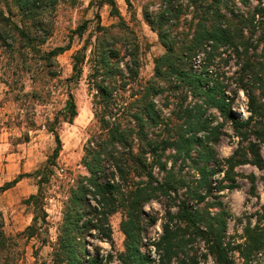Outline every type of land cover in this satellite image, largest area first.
Returning a JSON list of instances; mask_svg holds the SVG:
<instances>
[{
    "label": "trees",
    "instance_id": "obj_1",
    "mask_svg": "<svg viewBox=\"0 0 264 264\" xmlns=\"http://www.w3.org/2000/svg\"><path fill=\"white\" fill-rule=\"evenodd\" d=\"M163 1V10L153 15L144 13L148 26L164 49V53L154 61L152 80L144 84L139 79V45L131 37L124 44L128 50L126 53L121 54L111 38L101 40L96 48L97 54L89 59L92 68L87 81L93 97L94 118L101 134L92 137L84 148L81 164L87 175L77 182L70 194L54 264H108L98 249H95V256L89 255L84 241L78 242V238L83 240L90 230H97L103 236L102 241L112 244L109 218L119 209H124L126 215L122 222L124 252L118 257L121 264H149L150 257L141 251L142 218L146 216L144 207L152 202L161 203L164 199L169 202L173 195L178 200L174 205L177 211L172 212V207L167 206L162 234L151 243L158 255L157 264H198L195 256L196 246L201 248L200 244H204L206 256L212 257L215 264H237L235 252L242 264H260L258 256L264 251L263 226L247 225L244 243L231 246L226 243L227 223L223 213L211 217L210 210L214 205L206 204L202 209L201 206L214 196L212 177L222 168L227 169L224 181H233L234 170L242 165L250 164L260 170L264 168L261 153L264 148V62H252L249 54L251 40L257 33L264 37V0H212V3L210 0H185L186 4L179 5L176 11L172 2L177 3L178 0ZM236 1L246 11L229 17L224 10L229 3ZM52 2L54 4L57 0ZM126 4L131 8V0H126ZM5 5L8 6L9 17L5 15ZM10 5L14 6L16 13ZM42 5L43 0H0V41L9 34L18 33L26 48H32L34 43H45L46 31L42 38L33 36L30 28L21 30L15 26L13 29L14 25L10 24L11 17L20 16V13L23 22L35 17ZM104 5L111 8L113 17L121 18L115 0L101 1V6ZM187 14H193L188 31L191 34L179 33V36L175 32L180 26V16ZM98 27L100 31L105 30ZM86 29L87 23L77 32L82 34ZM246 32H249V37ZM207 48L213 52L221 48L231 49L245 61L237 79V88L246 98V120L241 121L233 112L232 105H238V101L229 87L218 80H206L208 73L205 70L193 69L192 61L202 50L207 53ZM67 50L55 49L51 55L56 57ZM82 52L83 55L78 53L74 56L73 76L68 80L70 84H77L82 77L87 48L84 47ZM170 82L171 85L175 82L177 90L185 88L196 100L194 105H180L174 113L177 124L172 129L168 128L155 103V98L164 92L163 83ZM128 87L131 88L128 97L134 100L119 107L117 103L123 99L119 92ZM210 110L216 111L223 123L213 125L216 117L207 116ZM78 115L75 98L69 93L63 112L47 126L56 147L44 170L20 174L0 187V194L14 188L23 179L36 177L39 179L38 194L32 195L28 203L33 204L36 210L42 208L39 200L44 198L43 184L48 182L63 150L59 130L63 124L73 125ZM228 123L237 139V149L231 157L221 161L216 147L225 136L223 128ZM163 125L169 134L171 130L173 133L159 140L162 135L156 129L160 131ZM169 150L175 151L184 161L188 160L199 179L190 184L177 178L174 170H167L164 157ZM155 168L164 173L162 180L156 177ZM131 175L139 181H132ZM251 180L254 181V177ZM131 183L132 190L122 193ZM225 188L220 182L217 191ZM180 190L183 191L182 200L178 195ZM120 195L122 199L119 200ZM88 196H92L96 205H91ZM218 206L221 207L219 203ZM85 215L90 218L84 220ZM38 220L39 214L34 215V226L27 228L29 238L34 237ZM3 229L4 219L0 213V264H9L6 253L12 244ZM111 259L109 257L108 260Z\"/></svg>",
    "mask_w": 264,
    "mask_h": 264
},
{
    "label": "rangeland",
    "instance_id": "obj_2",
    "mask_svg": "<svg viewBox=\"0 0 264 264\" xmlns=\"http://www.w3.org/2000/svg\"><path fill=\"white\" fill-rule=\"evenodd\" d=\"M101 1L106 0H57L54 4L52 0H43V5L35 17L23 22L21 13L20 16L17 13L18 16L11 17L10 24L14 25L13 29L15 26L21 30L30 28L33 36L42 38L46 31L48 36L45 43H34L31 44L32 48H26L18 33L9 34L5 40L0 41V187L20 174H33L44 170L56 147L55 139L48 132L47 126L63 112L69 93L74 96L79 113L73 125L63 124L59 130L63 150L48 182L43 184L44 198L39 200L42 208H38V211L33 204L28 203L32 195L38 194L39 179L36 177L26 178L16 191L0 195L3 230L12 244L8 254L6 253L9 264H54L70 194L77 182L87 175L81 164L84 148L92 137L101 134L94 118L93 97L87 81L92 68L89 59L97 54L96 48L100 41L113 38L116 49L124 54L128 51L125 41L128 37L133 38L139 45V79L144 84L154 78V61L164 53L157 35L151 31L144 17L145 11L153 15L163 10V0H131V8L126 0H115L121 18L113 17L111 8L107 5L101 6ZM178 1L172 2L175 11L179 5L186 4L185 0ZM209 2L212 3V0ZM252 4L255 5L254 2ZM7 7L5 5L3 9L6 17H9ZM11 7L16 13L14 6ZM245 11L238 1L229 3L224 10L229 17ZM192 15L180 16V26L175 34H191L188 31ZM85 23L87 29L82 34L78 33V28ZM98 26L105 30L100 31ZM246 36H250L249 32H246ZM251 43L249 54L252 62H264V37L257 33ZM84 47L87 48V59L82 66V77L77 84H70L68 80L73 76L74 56L78 53L83 55L81 51ZM59 48L69 50L56 57L52 56L51 52ZM207 50V53L202 50L197 54L192 61L193 69L199 72L205 70L208 73L206 80H218L229 87L238 101V105H232L233 112L241 121L246 120V98L237 88V79L245 61L231 49L221 48L215 52L210 48ZM172 85L171 82L163 83L164 92L155 98L157 109L161 111L165 123L171 129L177 124L174 113L180 105H194L196 102L185 88L177 90L174 88L175 82ZM119 93L123 98H119V107L134 100L128 97L131 93L129 87ZM207 116L216 117L212 121L213 125L223 123L214 110L207 112ZM159 129L160 131L156 129L162 135L159 140L166 139L173 133L171 130L169 134L170 131L168 132L165 125ZM223 129L225 136L216 147L221 161L231 157L237 149V139L233 137L230 124H226ZM261 153L264 160V148ZM164 160L167 170H174L180 180L191 184L199 179L189 161H184L175 151L169 150L165 153ZM220 171L212 177L214 196L208 198L201 209L209 204L214 205L210 210L211 217L223 213L227 223L226 243L236 246L244 243V229L247 225L260 224L264 227V168L260 170L250 164L239 166L234 170L233 181H224L226 168ZM155 174L159 180L164 177V173L156 168ZM251 177H254V181ZM131 179L136 183L139 181L133 175ZM220 182L226 188L217 191ZM132 188L131 183L122 193L126 194ZM182 193L181 190L178 192L180 200L184 199ZM174 196L169 202L164 199L161 203L152 202L144 207L146 216L142 218L141 251L150 257L149 264H157L158 255L151 243L156 242L162 234L167 206L172 207V212L177 211L174 205L178 200ZM123 198L126 200L127 197ZM88 199L91 205H96L92 196H88ZM36 214H39V220L35 225V235L29 238L27 228L34 226L33 218ZM125 216L124 209H119L109 218L112 244L102 241L103 236L97 230H90L83 240L79 237L78 242L84 241V248L89 255L95 256V249H98L101 258L107 259L105 262L108 264H121L118 257L124 252L122 222ZM89 218L85 215L84 220ZM200 246L201 248L196 246V262L215 264L212 257L206 256L204 244ZM233 255L236 263L242 264L239 255L236 252ZM109 257L112 258L111 261L108 260ZM258 258L260 264H264V251Z\"/></svg>",
    "mask_w": 264,
    "mask_h": 264
},
{
    "label": "crops",
    "instance_id": "obj_3",
    "mask_svg": "<svg viewBox=\"0 0 264 264\" xmlns=\"http://www.w3.org/2000/svg\"><path fill=\"white\" fill-rule=\"evenodd\" d=\"M118 7V6H117ZM25 180L23 179L22 181H20L14 188H12V189H10V190H8V191H6V192H4V193H2V194H4V195H6V194H8L9 192H12V191H16L17 189H18V187L21 185V183H23ZM8 183L9 182H11V181H7ZM2 194H0V195H2ZM3 195V196H4ZM2 197V196H1Z\"/></svg>",
    "mask_w": 264,
    "mask_h": 264
}]
</instances>
